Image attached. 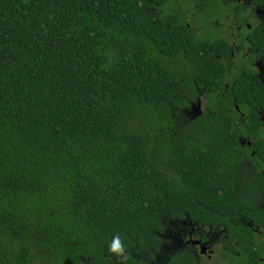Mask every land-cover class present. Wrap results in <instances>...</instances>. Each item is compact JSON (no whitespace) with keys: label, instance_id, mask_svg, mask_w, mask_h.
<instances>
[{"label":"trees","instance_id":"obj_1","mask_svg":"<svg viewBox=\"0 0 264 264\" xmlns=\"http://www.w3.org/2000/svg\"><path fill=\"white\" fill-rule=\"evenodd\" d=\"M259 24L242 40L264 60ZM212 26L176 0H0V264H118L116 234L127 264H157L162 219L228 206L221 170L264 85Z\"/></svg>","mask_w":264,"mask_h":264},{"label":"flooded vegetation","instance_id":"obj_2","mask_svg":"<svg viewBox=\"0 0 264 264\" xmlns=\"http://www.w3.org/2000/svg\"><path fill=\"white\" fill-rule=\"evenodd\" d=\"M214 1L176 0L179 18L202 34L212 25L219 37L229 30L231 57L236 59L242 55L252 60L257 69L256 79L264 85V60L245 44L249 37L242 40L245 34L252 35L259 23L263 24L264 4L261 0H220L221 11L218 13V6L214 12L208 11ZM202 90L206 91V88ZM197 100L202 107L210 103L204 94ZM234 102L236 100L232 97L229 104ZM233 105L238 116L244 117L239 105ZM195 107V102H191L185 111L191 108L193 112ZM254 111L259 114L258 129L252 131L245 121H236V128H245V133H240L236 141L234 139V143H239L240 152L232 165L227 164L221 170L222 182L230 176H235L237 182V186L221 187L223 190L219 192L220 204L228 206L206 207L215 211V218L207 221L194 218L186 211L182 216L162 219L169 226L158 233L159 248L153 254L157 264H169L173 260L178 264H264V106ZM216 127L222 135L232 137L234 129L223 123ZM230 226H237L236 233L230 230Z\"/></svg>","mask_w":264,"mask_h":264},{"label":"clouds","instance_id":"obj_3","mask_svg":"<svg viewBox=\"0 0 264 264\" xmlns=\"http://www.w3.org/2000/svg\"><path fill=\"white\" fill-rule=\"evenodd\" d=\"M107 251L111 256L116 258L118 264H127L129 257L126 245L120 234L113 236L111 243L108 245Z\"/></svg>","mask_w":264,"mask_h":264}]
</instances>
